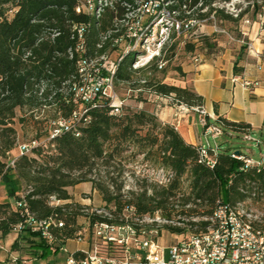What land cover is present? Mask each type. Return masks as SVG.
<instances>
[{"label":"trees","instance_id":"obj_1","mask_svg":"<svg viewBox=\"0 0 264 264\" xmlns=\"http://www.w3.org/2000/svg\"><path fill=\"white\" fill-rule=\"evenodd\" d=\"M81 1L0 0V186L5 194L0 201V253L2 242L13 232L16 236L10 250H22L36 257L48 248V242L29 226L14 229L25 219L15 205L21 196L37 217L63 221V225L51 227L56 249L67 239L75 238L87 219L89 224L96 219L119 223L133 214L151 218L157 214L166 221L177 218L183 222V226L169 222L162 225L166 231L179 234L204 230L209 224L204 218L211 216L217 199L235 203L250 198L261 202L264 210V165L243 168L244 161L232 156L236 149L226 147L216 152L207 148L214 158L213 166L208 167L199 161L197 146L187 143L174 125L162 122L153 111L121 105L117 112L111 113L113 107L106 96H97L94 105H89L74 95L73 83L80 84L78 55L97 58L111 53L116 48L111 39L121 33V29L114 31L118 28L116 19L124 12L120 0H113L112 6L104 7L100 17L95 18L85 11H76ZM167 1L169 8L181 16L186 11L189 16L199 18L214 13L218 25H237L244 16L264 13L261 9L264 0H252L237 16L212 5L227 0ZM74 24L87 25L82 36L83 51L76 49L79 39ZM179 37L182 36H174L172 40ZM198 40L206 50L214 46L209 35H199ZM193 47L192 43L186 44L189 50ZM244 48V45L238 48L235 70ZM162 57L134 68V52L125 54L116 66L113 86L126 84L139 91L147 88L155 95L171 96L188 107L203 106V97L192 87L162 82L157 77V72L164 71ZM47 107L53 110L44 133L47 142L40 141L29 152L19 155L18 145L25 141L19 139L14 126L17 110L32 113ZM84 109L86 112L79 121L73 122L78 135L68 129L47 138L54 118L68 119L73 112L81 113ZM19 120L23 121L22 117ZM215 124L223 134L228 131L243 134L250 126L220 116ZM130 147V154H124ZM129 155H140L143 162L169 172V180L157 184L145 179L138 191L123 193L121 164ZM12 158H15L13 165L9 164ZM84 181L91 182L107 215L96 214L89 205L71 200L68 187ZM51 195L62 202L51 205L48 202ZM127 207H133L132 214ZM73 253L76 257L80 254Z\"/></svg>","mask_w":264,"mask_h":264},{"label":"built area","instance_id":"obj_2","mask_svg":"<svg viewBox=\"0 0 264 264\" xmlns=\"http://www.w3.org/2000/svg\"><path fill=\"white\" fill-rule=\"evenodd\" d=\"M112 1L82 0L77 5L76 11H85L99 18L104 7L112 6ZM139 1L145 6L149 0ZM119 4L124 12L121 18L116 19L118 28L114 31L121 29V33L111 40L112 46L116 47L126 43L123 51L118 52L115 48L111 53L102 54L97 58H87L84 54H79L77 67L80 84L77 85L74 82L72 87L74 95L89 105H94L97 96H106L113 107L111 113L117 112L123 104L114 92L113 75L117 64L125 54L134 52L133 67L137 68L161 58L165 45L174 36L191 34L206 22H211L215 31L219 30L216 27L214 13L199 18L189 16L190 12L186 11L185 15L181 16L177 10L169 8L170 1L167 0H160L157 4L153 3L151 9L149 7L144 10L140 9L143 5L136 4V0H130V2L120 0ZM212 5L224 8L233 16H237L242 9L241 6L234 4L233 0L223 1L220 5L214 2ZM261 9L264 11V5H261ZM244 22L248 23L249 20L245 19ZM86 28V24H74L73 26L79 39L77 50L83 51L84 49L82 36ZM108 35L109 33L102 39ZM244 43L249 52L258 55L252 41L246 40ZM161 64L159 63V66ZM232 80H241L247 86L251 84L250 81L239 77H233ZM184 108L205 114L203 106L183 105ZM85 112L86 109L81 113L73 112L68 119L60 116L54 118L51 121L47 138L68 129L74 130L78 135L79 131L74 127L73 122L79 121ZM201 124L208 133L215 135L222 133L218 125L208 123L205 117L201 118ZM39 144L40 141L37 139L20 143L18 153L19 155L27 153L32 146ZM197 150L199 161L212 167L214 158L208 153L207 148L197 146ZM232 156L244 161L243 168L260 164L235 152ZM14 159H10L9 164L13 165ZM169 178L170 174H166L160 182H167ZM48 202L51 205H57L62 201L51 195ZM15 205L21 209L25 219L17 223L14 229L29 226L30 230L38 232L48 242L49 250L56 251V241L51 233V227L61 226L63 221L54 217H37L29 210L23 196L16 199ZM252 207L250 198L235 203L217 199L211 216L204 218L209 220L204 230L172 233L174 239L166 244H162L159 240L161 227L158 222H161V218L157 214L153 218L133 214L119 223L96 219L89 224L87 219L85 225L77 232L75 239L81 241L90 233L92 238L89 247L79 250L80 254L77 257L74 253H69L66 257V264H264V227H262L264 213L258 214ZM126 210L131 214L134 211L133 207H127ZM90 211L107 215L102 209L91 208ZM163 222L172 221L163 220Z\"/></svg>","mask_w":264,"mask_h":264},{"label":"crops","instance_id":"obj_3","mask_svg":"<svg viewBox=\"0 0 264 264\" xmlns=\"http://www.w3.org/2000/svg\"><path fill=\"white\" fill-rule=\"evenodd\" d=\"M245 19H248L249 22H244ZM209 23V26L204 23L191 33L194 41H198L199 35H215L221 32L220 29L215 31L213 24ZM240 27L241 36H243V39L241 38L240 41L242 42L241 45H244L245 48L237 60V70L234 68V60L238 51L234 56H231L228 51L223 54H214L213 52H207L205 47L204 54L198 58L195 57V63L186 69L190 73L187 86L192 87L203 97L205 114H201L190 108L183 109L184 104L172 102L171 96L156 95L158 102L152 111L162 122L174 125L187 143L211 148L205 146L201 141L196 119H199L198 123L200 125H202V117H205L208 123L215 124L216 118L220 116L229 121L248 123L250 126L246 133L241 134L243 135L242 138L254 139L259 149L264 144V13H257L254 17L244 16ZM246 40L252 41L254 48L258 51V55H254L248 51L244 43ZM233 77L246 79L251 84L247 86L241 80L233 81ZM184 85L186 86V83ZM203 133H208L205 131L204 126ZM231 133L234 132L228 131L226 134ZM219 148L221 147L217 144L216 148L212 149L216 151ZM243 155L264 165V162H261L259 158H254L250 154L245 153ZM68 188L75 190L71 200L81 204H87L90 198L85 199L77 193L87 191L93 195L96 194V190L89 181L80 182ZM97 196L101 201L98 193ZM85 223L86 220L83 222V225ZM15 236L16 234L13 232L4 241L10 245ZM91 238V234L89 233L81 241H77L75 238L67 239L59 248H65L68 254L86 249L89 247ZM26 257L29 259V256ZM15 258L18 261H22L21 264L27 260L22 256H15Z\"/></svg>","mask_w":264,"mask_h":264},{"label":"rangeland","instance_id":"obj_4","mask_svg":"<svg viewBox=\"0 0 264 264\" xmlns=\"http://www.w3.org/2000/svg\"><path fill=\"white\" fill-rule=\"evenodd\" d=\"M252 0H233L234 4L241 6L244 9L248 3ZM260 2V0H259ZM143 3V2H142ZM160 3V0H149L147 5L141 4L139 0H136V4L143 5L141 10L146 8L151 9L152 4ZM222 4V2H218V5ZM218 7V6H217ZM224 9V8H223ZM251 10V8L249 9ZM228 23L226 25H218L216 27L221 30V32L216 33L215 35H209L210 41L214 43V46L211 50L207 49V52H213L214 54H223L224 52L228 51L231 56H234L239 46L241 45L240 39H243L241 33L240 24ZM207 26L210 23H205ZM193 35L187 34L183 35L175 39L174 41L171 40L167 42L165 45L166 49L163 53V66L164 71L157 72L156 75L162 82L176 84V85H184L189 83L190 73L187 72V68L190 65L195 63L194 58L199 57L200 55L204 54V46L201 41H194ZM192 43L194 47L192 50L186 48V44ZM126 43L119 45L116 47L118 52H122ZM140 67V66H139ZM114 92L116 94L117 99H121L123 101L122 106L128 105L132 108H146L149 111H152L157 102L158 98L156 95L148 90L147 88L142 89L141 91L135 89L132 90L126 84H119L118 86L114 85ZM172 102L176 103L173 99ZM140 105V106H138ZM17 116L14 120V126L17 131V136L20 140L27 142L30 139L37 138L39 141L47 142L44 133L48 126L47 118L53 115V110L47 107L45 110L35 111L34 112H24L21 110H17ZM22 117L23 121H20L19 118ZM38 120V122H35ZM199 119H196L199 137L201 141L204 143L205 146L216 148V145L219 144L221 148L231 147L235 148L236 150L241 151L245 154H250L254 158H259L261 162H264V144L261 145L259 149L254 141V139H244L242 138L243 135L237 133H221L215 135L214 133H203V126L198 123ZM47 125V126H46ZM208 144V145H207ZM131 147L124 151V154H130ZM217 151V150H216ZM215 151V152H216ZM214 152V153H215ZM122 176L124 182L123 193H128L127 191H138L140 186L145 183V179L147 183H161L160 181L163 179V176L168 174L169 172H165L160 168H154L149 163L143 162L141 160L140 155H129L126 160L122 161ZM103 173V172H102ZM87 182V181H84ZM70 189V188H68ZM71 197H73V193L75 190L72 188L69 190ZM148 191L150 192L151 189L148 187ZM77 194H80L81 197L90 200L87 202L86 205H89L92 209H101L103 207L102 202L99 200L96 194L93 195L91 192L81 191ZM5 197L4 190L0 186V201ZM79 199V197H77ZM87 201V200H86ZM253 210L258 214L264 213L262 210L260 203H256L251 199ZM90 208V209H91ZM103 211V210H102ZM175 218L172 222L173 225H180L183 226V222H178ZM190 219L198 220L199 217H191ZM264 219V216H262ZM161 231H160V242L162 244H166L171 242L174 239V236L171 232L166 231L164 229L163 220L158 222ZM1 253H0V264H21L22 261H18L15 256H22L27 259L26 256H30L25 254L22 250L21 251H13L10 250V245L5 241L2 242L1 245ZM68 256V251L65 248H59L55 252H52L48 248H45V251L42 255L39 256H30L29 259L25 260L23 264H66V257Z\"/></svg>","mask_w":264,"mask_h":264},{"label":"water","instance_id":"obj_5","mask_svg":"<svg viewBox=\"0 0 264 264\" xmlns=\"http://www.w3.org/2000/svg\"><path fill=\"white\" fill-rule=\"evenodd\" d=\"M235 153H238V150H236Z\"/></svg>","mask_w":264,"mask_h":264}]
</instances>
